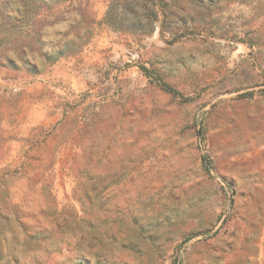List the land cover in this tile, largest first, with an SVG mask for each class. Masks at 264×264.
Masks as SVG:
<instances>
[{"label":"rangeland","instance_id":"1","mask_svg":"<svg viewBox=\"0 0 264 264\" xmlns=\"http://www.w3.org/2000/svg\"><path fill=\"white\" fill-rule=\"evenodd\" d=\"M0 264H264V0H0Z\"/></svg>","mask_w":264,"mask_h":264},{"label":"built area","instance_id":"2","mask_svg":"<svg viewBox=\"0 0 264 264\" xmlns=\"http://www.w3.org/2000/svg\"><path fill=\"white\" fill-rule=\"evenodd\" d=\"M132 57H134V54H132Z\"/></svg>","mask_w":264,"mask_h":264}]
</instances>
